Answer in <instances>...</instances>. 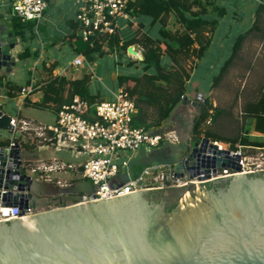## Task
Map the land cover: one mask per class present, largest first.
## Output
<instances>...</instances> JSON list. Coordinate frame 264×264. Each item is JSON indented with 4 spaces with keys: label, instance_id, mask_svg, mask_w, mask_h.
I'll return each mask as SVG.
<instances>
[{
    "label": "water",
    "instance_id": "obj_1",
    "mask_svg": "<svg viewBox=\"0 0 264 264\" xmlns=\"http://www.w3.org/2000/svg\"><path fill=\"white\" fill-rule=\"evenodd\" d=\"M16 39L0 14V92L2 79L18 66L12 54ZM127 54L142 61L133 47ZM11 112L12 99H5L0 103L1 202L24 211L43 195L23 169L21 148L9 146ZM184 146L188 152L176 163L177 178L184 172L193 177L200 168L213 174L218 168L239 171L226 162L231 152L217 151L208 139L191 135ZM207 146L209 158L201 154ZM167 191L173 190L100 201L83 197L68 207L0 221V264H264V172L175 190L174 203L156 198Z\"/></svg>",
    "mask_w": 264,
    "mask_h": 264
},
{
    "label": "trees",
    "instance_id": "obj_2",
    "mask_svg": "<svg viewBox=\"0 0 264 264\" xmlns=\"http://www.w3.org/2000/svg\"><path fill=\"white\" fill-rule=\"evenodd\" d=\"M263 1L261 0V3ZM214 4L213 0H131L127 13L131 18L139 21L148 19L149 32L156 31L155 36L133 29L132 24L129 23V28L133 31L131 33L129 31L127 37L116 31L110 37L95 35L85 43L76 36L75 26L70 40L76 45L74 51L81 54L89 66L95 63L97 59L94 58L95 55L101 57L115 51L121 56L126 53L128 47L137 46L142 52L143 59L136 63L142 65L143 74L138 78H118V87L127 93L135 104L137 112L133 118V126L146 130L159 128L168 121L183 100L193 63L203 58L208 51L218 25L217 19L225 16L224 9H218ZM32 26V24H22L19 19H11L12 32L22 40L25 39L26 31ZM257 45L264 48L263 4L258 5L252 26L236 36L230 56L223 63L218 75L212 79V90L224 86L222 83L229 78L231 72L236 70L239 78H242V83L231 87L232 99L226 106L213 107L209 98L206 99L208 103L202 101L191 131L197 138L227 145L231 151L241 148L245 156L251 157L256 155V150H264V53L259 55L261 48L258 49ZM253 48L255 49L252 52ZM243 49L252 52L251 55L257 53L260 56L257 62L260 73L248 90L246 87L242 89L245 74L251 70L250 61H256L258 58L250 57L249 60L243 54ZM164 57L168 58V65L163 64ZM19 59L21 61L31 59L28 49L19 55ZM55 67L54 65L47 70L50 72V69ZM89 81V73L80 80L51 77L42 87V102L35 104L34 107L42 109L54 105V109L59 111L64 104H69L74 96L92 105L95 99L89 94ZM6 85V82H1V86ZM20 92V88L13 87V91L7 94L10 98H15ZM240 100H244L243 106L235 114L234 108ZM220 117H228L234 122L235 128L232 133L223 135L222 132L212 131V126ZM251 128L255 136L250 135ZM21 146L26 149L28 145ZM139 163L134 175L149 164L144 158ZM215 187L216 185H209L208 189ZM163 195H156V198L169 201L175 196L176 200L179 192L167 191L165 193L167 196ZM172 210L173 205L168 208L169 212Z\"/></svg>",
    "mask_w": 264,
    "mask_h": 264
},
{
    "label": "built area",
    "instance_id": "obj_3",
    "mask_svg": "<svg viewBox=\"0 0 264 264\" xmlns=\"http://www.w3.org/2000/svg\"><path fill=\"white\" fill-rule=\"evenodd\" d=\"M131 0H76L74 24L76 34L83 41L95 35L113 36L120 22H130L127 13ZM48 4L45 0H10V16L19 19L22 24H38ZM84 60L77 58L72 67H81ZM33 89H21L20 95H29ZM134 102L122 90L112 95L111 101L94 102L74 96L69 104L63 105L57 112L54 126H40L27 121L11 118L12 132L9 146L34 145L65 153L71 158L82 160L74 166L60 161L41 167L23 165L31 178L64 187L55 175L79 169L80 175L93 187L91 196L95 200H108L126 196L140 191L181 190L188 187L210 184L235 175H248L264 172V150H256L255 156H245L241 148L229 150L227 145L209 141L217 151H229L227 163L235 165L239 171L230 168H218L214 174L211 170L199 169L195 176L184 172L180 178L175 177V164H158L142 169L132 176L131 161L139 152L150 153L159 146L179 145L182 143L174 130L154 131L133 126L136 115ZM222 149V150H221ZM208 146L201 152L209 158ZM216 158L220 156L215 155ZM207 176V179H206ZM0 193V221L12 218H24L39 211L38 206L31 205L24 211L18 207L4 206ZM89 198V197H87Z\"/></svg>",
    "mask_w": 264,
    "mask_h": 264
},
{
    "label": "crops",
    "instance_id": "obj_4",
    "mask_svg": "<svg viewBox=\"0 0 264 264\" xmlns=\"http://www.w3.org/2000/svg\"><path fill=\"white\" fill-rule=\"evenodd\" d=\"M48 4V7L46 11L43 13L41 19L39 20L37 25L32 24L31 22L25 23V25L32 24L33 26H37V38L34 36H28L29 37V44L27 41V30L25 35V39L22 40L21 38L17 37L18 46L15 48V50L12 52L13 56L18 61V66L11 71V74L7 75L2 79V81L6 82L9 86H2V91L0 92V103L3 102L5 99H12V112L7 113L11 116V118H14L16 120H22L27 121L35 125L40 126H54L56 123V117L57 112L54 108V105H49L47 108H36L34 107L35 104H40L43 100V91L42 87L47 82V80L51 77L53 78H60L65 77L66 79L71 80H80L85 74H90V81H89V87L88 91L90 96H92L95 101L99 102L102 101V97L106 96H112L116 94L121 89L118 87V78L121 77H141L143 74V68L142 65L137 64L138 61L136 57H133L130 54H127V50L125 54H122L120 58L123 59V65H120L119 62H117V55L113 54L115 57L113 59H110L111 57L109 55H112V53H107L104 56H108L107 60H104L102 62L101 68L98 67V71L103 75V70L106 67H112V70L116 68V66H119L118 70H122L120 74H116L112 76L111 81L114 83L110 84V87L106 88L104 91L95 82L94 76L98 77L97 75H94L92 66H89L86 59L82 57L81 54H78L74 51L76 45L73 40H70V38L73 36V29L75 28L74 24V18L76 13V0H45ZM214 6H216L218 9H224L225 16L223 18L217 19L218 25L217 28L211 38V44L208 49V51L205 53L203 58H201L199 61H196L193 63L192 70L190 71V78L185 86V96L186 99L184 105H179L171 114L170 118L167 122H165L161 127L164 128L167 123H173L174 120L173 117H177L179 114L180 118H184L185 124H186V133L184 135V140L189 138V136L192 135V126L195 121V117L193 118V121H189V112L192 111V109L195 111L197 108H199V102L202 100L205 102L207 98L211 101L213 107H218V103L215 99V96L219 97L221 92H224V89L221 87H217L212 90V79L216 75H218L220 68L222 67L223 63L227 60V58L231 54L232 45L234 43V40L238 34L241 33H235L233 30V25L238 24L240 21V17L237 16V8H233L231 6V10L226 9V1L228 3H234L236 0H213ZM257 2V4H261V0H252ZM236 3V2H235ZM258 6H255L251 9H249L248 15L251 16V20L247 23V27L245 30H248L254 20H255V13ZM210 13V11L208 10ZM231 12V13H230ZM0 14L4 16V22L6 26L8 27L9 31L12 32L11 29V16H10V0H0ZM230 14V20L228 23V27L231 28V30H225L223 31V21L228 20L227 17H229ZM245 19V17L243 18ZM223 22V23H222ZM133 26V29H139L142 33H145L147 35H156V31L149 32V24L150 21H145L142 19L139 21L136 18L130 17V22ZM129 23L126 22H120L119 28L117 31L119 34H121L123 37H127L131 31L129 28ZM143 25H141V24ZM227 27V29H228ZM42 28L43 32L39 31V29ZM220 30V31H219ZM130 31V33H129ZM220 32V35L218 33ZM245 32V31H244ZM13 33V32H12ZM14 34V33H13ZM76 34V33H75ZM230 34H233L232 38H227V36H230ZM77 36V34H76ZM78 37V36H77ZM229 39V41H228ZM125 41V40H124ZM133 47V50H135L137 53H139L142 56L141 50L137 46H130ZM129 48V47H128ZM28 49L31 55V59H28L26 61H21L19 59V55L23 53L24 50ZM107 50V49H106ZM105 50V51H106ZM247 53H252L248 51L247 49L244 50ZM113 53H116L115 51ZM104 56L97 57L96 55L94 58H97L96 60H102ZM77 58H80L84 60V63L81 67L74 68L71 66L73 61ZM143 59V57H142ZM139 62V61H138ZM162 62L164 65H168V58H163ZM119 64V65H118ZM56 66L55 69H50L49 72L47 69H49L52 66ZM98 66V65H97ZM135 66V67H133ZM86 68L90 70V72L86 71ZM199 69H206L207 73H204V77L208 76V82H204V79L200 80V84H193V87H188V83L191 80V77L194 72L198 71ZM47 70V71H46ZM209 70V71H208ZM238 71H233L231 74H229V78L237 79L239 78V75L237 74ZM108 74H111L108 73ZM107 74V75H108ZM99 80V79H98ZM110 81V80H109ZM203 82V83H201ZM226 82V81H225ZM225 82L222 83V85H225ZM237 83L234 81L231 84V87L237 85ZM204 84V85H203ZM221 85V86H222ZM18 87L20 89L24 88H31L33 89L32 93L29 95H18V97L10 98L8 96V92L13 91V87ZM111 87H114L112 89ZM224 87V86H223ZM65 94H63L64 96ZM207 101V100H206ZM243 101L240 100V102L237 103L236 107L234 108L235 114L238 113V110H240L243 106ZM208 102V101H207ZM66 105V104H64ZM183 116V117H181ZM173 120V121H172ZM176 124H174L172 127L175 128ZM188 128V129H187ZM158 129V128H154ZM154 129H151L154 131ZM251 128L250 135L255 136L253 130ZM8 139L10 140V136H8ZM22 150L21 153V159L23 162V165H30L33 167H41L43 165L51 164L54 161H60L67 164H72L74 166L80 164L76 161V159L71 158L69 155L65 153L60 152H54L52 149H47L43 147H37L34 145H28L26 149H23L22 146L20 147ZM69 159L72 161H75L74 163H70ZM175 164V163H174ZM136 168H134V165L132 164L130 166V171L132 176H134V172H136ZM55 179L57 181H60L65 184L64 187H60L56 184L46 183L43 180L38 179L36 177L34 179V182L36 186H38V189H35V192L42 193L43 197L39 198L36 202L38 208H40L42 205L45 204H51L55 203L57 205L66 204L67 205H74L77 203H80L82 201L83 197H88L91 194H93L94 189L92 185L85 179H83L80 175L79 169L70 170L63 174L55 175ZM33 180V179H32ZM80 199V200H78Z\"/></svg>",
    "mask_w": 264,
    "mask_h": 264
},
{
    "label": "rangeland",
    "instance_id": "obj_5",
    "mask_svg": "<svg viewBox=\"0 0 264 264\" xmlns=\"http://www.w3.org/2000/svg\"><path fill=\"white\" fill-rule=\"evenodd\" d=\"M236 2V3H235ZM234 3H228L226 1V9L229 11L231 10V6H232V10H234L233 8H237L235 11L237 13V16L240 17V21L239 23L236 25H233V30L235 33H241L246 31L245 28L247 27V23L251 20V16L248 15L249 9L258 6L259 4H257V2L252 1V0H236ZM264 5V1L261 3ZM231 10V11H232ZM231 13V12H230ZM245 17V19H243ZM228 20H224L222 23L223 25V31L225 30H231L230 27H228V23L230 20V14L229 17H227ZM145 21H148V19H144ZM32 24L35 25L34 22H31ZM228 27V29H227ZM37 26H33V28L31 29V31H27V41L29 44V37L28 36H34L35 38H37ZM39 31L43 32L42 28L39 29ZM220 31V30H219ZM218 35H220V32L218 33ZM233 34H230V36H227V38H232ZM229 41V39H228ZM256 47V46H253ZM258 49L261 48L257 45ZM263 48V47H262ZM260 50L259 55H262L264 53V48ZM255 48L252 49V52L254 51ZM245 49H243V54L246 56V58H248L250 60V57H252L253 59L260 57L257 53L254 55H251L247 52L244 51ZM113 54L117 55V62L120 63V65H123V59L120 58L121 56H119L117 53H112V55L108 56H104L102 60H96L94 64H92V69H93V74L97 75L98 77L94 76L95 82L98 85V87H100L102 89V91H104L106 88L110 87V84L112 83L114 86V83L112 82L113 76L116 74H120L122 70H118L119 66H116L115 70H112V67H106V69L104 68L103 70V75L98 71V67L101 68L102 66V62L104 60H107L108 58L113 59L115 56ZM264 55V54H263ZM259 58L253 61H250L251 63V70L248 72V74H245V80L243 82L242 85V89H244L246 87V90H248V88H251V85L255 83V81L257 80V76L260 73L258 66H257V62H258ZM98 65V66H97ZM119 65V64H118ZM135 67V66H133ZM87 72H90V70L88 68H86ZM209 71V70H208ZM111 74H108L110 73ZM91 73V72H90ZM204 73H207L206 69H199L198 71L194 72L191 80L188 83V87H193V84L197 85L200 84V80L204 79V82H208V76L204 77ZM108 74V75H107ZM112 76V78H111ZM111 78V79H109ZM99 79V80H98ZM110 80V81H109ZM236 81L239 82L237 83V85L242 83V78H227L224 87L222 86L221 88L224 89V92H221L219 97L215 96V99L218 103V107H223L226 106L227 104L230 103L231 99H232V95H233V91L231 90V84ZM203 83V82H201ZM204 85V84H203ZM238 85V86H239ZM237 86V87H238ZM115 87V86H114ZM114 87H111L112 89H114ZM235 87V88H237ZM230 88V89H229ZM245 92V91H244ZM103 100L102 101H111L112 96H106V97H102ZM202 100H200L199 103H201ZM200 105V104H199ZM198 110L199 108H197V110H193L189 112V121L192 122L193 118L198 116ZM180 115V114H179ZM179 115L177 117H173L172 119L174 120L173 123H167V125L163 128H158V130L160 129H164L165 131L168 130H174L177 135L179 136L180 140L182 141V143H180L179 145H168V144H164L163 146H161V148L155 150L154 152H150V153H143V152H139L136 156H134V159L131 161V165H134V168H136V166L139 167L142 158H144V161L149 162L148 166H153L156 164H174V163H178L186 154H187V148L184 146V135H185V131H186V124H185V120L184 118H180ZM183 117V116H181ZM172 120V121H173ZM176 124L175 128H173L172 126ZM235 128L234 126V122L228 118V117H220L218 118L214 125L212 126V131L213 132H217V133H221L223 135H228V133H232L233 129ZM188 129V128H187ZM155 130V129H154ZM6 136H11V133H7ZM70 163H74L75 161H72L71 159H69ZM77 161V160H76ZM78 163L82 162V160H78ZM138 164V165H137ZM130 172V169H128ZM132 172V171H131ZM92 195V194H91ZM90 195V196H91ZM88 196V197H90ZM80 200V199H78ZM66 204H62V205H57L55 203H51V204H45L42 205L39 208V211H47V210H52V209H56V208H60V207H68L71 205H67Z\"/></svg>",
    "mask_w": 264,
    "mask_h": 264
},
{
    "label": "flooded vegetation",
    "instance_id": "obj_6",
    "mask_svg": "<svg viewBox=\"0 0 264 264\" xmlns=\"http://www.w3.org/2000/svg\"><path fill=\"white\" fill-rule=\"evenodd\" d=\"M221 186V185H220ZM219 186V187H220ZM163 195V194H162ZM163 196H167V195H163ZM170 201L169 202H171V203H174L175 202V196H173V197H171L170 199H169ZM173 205V204H172ZM171 205V206H172Z\"/></svg>",
    "mask_w": 264,
    "mask_h": 264
},
{
    "label": "bare ground",
    "instance_id": "obj_7",
    "mask_svg": "<svg viewBox=\"0 0 264 264\" xmlns=\"http://www.w3.org/2000/svg\"><path fill=\"white\" fill-rule=\"evenodd\" d=\"M157 149H158V148H157ZM157 149H156V150H157ZM221 150H222V149H221ZM154 151H155V150H154ZM152 152H153V151H152ZM156 165H158V164H156ZM153 166H154V165H153ZM175 166H176V163H175ZM146 167H150V166H146ZM146 167H144V168H146ZM144 168H143V169H144ZM141 171H142V170H141ZM141 171H140V172H141ZM140 172H139V173H140ZM139 173H138V174H139ZM138 174H136V175H138ZM136 175H134L133 177H135ZM171 190H177V189H171Z\"/></svg>",
    "mask_w": 264,
    "mask_h": 264
}]
</instances>
